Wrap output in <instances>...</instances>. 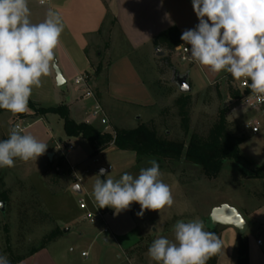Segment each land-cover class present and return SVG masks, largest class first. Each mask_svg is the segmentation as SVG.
<instances>
[{
	"label": "rangeland",
	"instance_id": "1",
	"mask_svg": "<svg viewBox=\"0 0 264 264\" xmlns=\"http://www.w3.org/2000/svg\"><path fill=\"white\" fill-rule=\"evenodd\" d=\"M94 49L95 54L98 52L101 55L100 59L94 58V65L101 66V73H104V69L112 59L121 55L117 50L110 52V44L106 39H102ZM160 50L163 52L162 56H158L157 52L148 55L145 50L144 54L141 52L127 54L140 72L141 80L150 91L153 103L143 107L132 102H109L106 98L102 100L100 104L113 130L133 129L139 124H147L155 127L160 136L169 140L186 139L175 104V100L181 93L174 79L176 75H183L190 70L189 63L181 61L180 55L175 51L169 53L163 49ZM165 56L170 58L172 68L167 67L161 60ZM105 80L104 76L89 80L90 90L94 95H101V99ZM224 81L205 92L197 93L200 91L201 78L195 75L193 70L191 71L189 79L191 103L188 109L190 133L206 136L209 129L217 122L219 110L224 107L227 108V130L244 133L249 137L244 129V123L257 115L243 112L239 106L240 102L230 100L228 84ZM232 86L236 88L237 83L233 82ZM58 90L62 93L65 91V89ZM29 114L30 117H36ZM21 121L22 119L11 112L1 113L0 140L7 139L9 130L15 125L28 123ZM24 132L32 134L48 146L52 142H57L58 139L67 145L76 143L75 152L87 156L80 166V172L76 170V174H79L81 179V194L71 190V185L77 182L66 162L58 173L48 166L45 159L40 164L38 160L25 162L16 159L14 167L0 168V203H3L4 210L3 213L0 212V254L9 258L6 253L9 246L14 255L22 256L32 247H38L42 239L51 231L59 229L61 236L64 230L69 229L62 239L54 241L52 251L58 255L63 249L69 251L73 249L74 251L67 255L81 262L79 253L86 249L91 238L85 235L80 237L78 228L86 226V223L82 221L83 211L79 209L78 201L82 199L89 210L92 209L91 204L96 203L92 192L96 180L99 179L96 176L97 170L99 168L107 170L108 166L111 167L104 180L108 178L118 180L125 172L135 177L138 176L141 168L150 167L149 161L154 158L145 157L137 160L131 152L117 150H106L102 154L90 157L91 149L87 143L80 138H67L63 131L62 120L54 114H48L41 124L33 125ZM65 149L66 145H62L60 153L54 160L57 161L61 156L64 158ZM240 152L251 160L253 163L251 168L239 169L232 161L225 160L221 172L215 179L205 177L198 166L185 161L158 162L161 171L160 179L170 186L174 204L159 211L145 210L144 215L138 217L140 205L133 202L128 210L114 214L120 220V228L129 233L133 231V222L148 230L147 237L135 249L126 252L128 264L150 262L152 259L148 256V248L156 238L163 236L175 242L173 226L178 220L202 219L205 213L206 219L203 220L205 230H213L217 233L220 226L210 228L208 217L211 207L221 201H229L240 213L244 212L241 207L248 210L256 208L250 216L242 215L248 226L247 235L253 240L258 239L264 243V181L252 177L254 168L264 165V134L249 138L241 144ZM242 172L245 174L243 175ZM99 209L103 212L108 211L109 207ZM38 212L47 213L52 222ZM129 216L132 221H128ZM150 227L157 233L153 238L151 235L149 237ZM96 228L99 230L100 226L96 225ZM95 242L96 246L103 245L102 239ZM262 249L264 250V245Z\"/></svg>",
	"mask_w": 264,
	"mask_h": 264
},
{
	"label": "clouds",
	"instance_id": "2",
	"mask_svg": "<svg viewBox=\"0 0 264 264\" xmlns=\"http://www.w3.org/2000/svg\"><path fill=\"white\" fill-rule=\"evenodd\" d=\"M192 6L199 23L181 35L190 45V50L185 48L189 59L213 73L243 79L251 96L264 101V0H192ZM64 27L60 13L51 7L37 23L32 20L29 0H0V109L13 114L29 111L33 89L57 67L56 50ZM57 82L63 79L57 76ZM47 148L14 126L8 138L0 140V168L14 167L16 159L36 161ZM149 164L135 177L125 172L118 180L97 179L92 195L99 208L120 213L135 202L140 205L137 216L142 217L145 210L171 207L174 198L170 186L160 179L159 163L153 159ZM107 175L101 168L96 176ZM71 188L79 190L81 184L73 183ZM173 228L175 242L161 236L148 248V256L158 264H207L223 247L201 219L178 220ZM0 264H10L6 255L0 254Z\"/></svg>",
	"mask_w": 264,
	"mask_h": 264
},
{
	"label": "crops",
	"instance_id": "3",
	"mask_svg": "<svg viewBox=\"0 0 264 264\" xmlns=\"http://www.w3.org/2000/svg\"><path fill=\"white\" fill-rule=\"evenodd\" d=\"M45 1L44 4H40V0H29L32 20L37 23L43 21L49 7L60 13L65 27L60 37V44L56 50L55 59L57 67L62 73L65 85L60 88L57 87L55 72L53 71L51 75L42 78V85L39 88L33 89L30 99L44 107L65 105L70 119L74 122L90 124L99 129H102V127L91 117L93 100L91 98H83L82 91L76 88L74 80L79 76H84L88 78V86L90 88V79L104 76L106 77V84H104V89L102 90V99L101 95H94L99 103L106 98L109 102H132L136 105L148 107L153 103L152 96L141 80V75L136 65L127 54H136L138 52L144 54L147 51L146 54L150 55L153 52H157L158 50L152 45V40L160 32L175 27L182 35L184 30L193 29L199 23L193 10L192 0ZM102 39H106L109 42L110 52L117 50L121 55L112 59V63L110 61L104 69V73L95 76L94 71L98 65H94V60L100 59L101 55L98 52L95 54L94 47ZM184 47L190 50V45L185 44ZM189 55L190 51L186 55L188 61L185 62L189 63L190 70L183 74L188 75V82L192 70L195 72V75L201 78L200 91L197 93L205 92L212 86L220 84L223 80L226 83V78L230 74L226 72L213 73L209 68L192 62L189 59ZM235 83H237L236 80ZM58 89H65V91L62 93ZM241 109L245 113L259 116L257 112H246L242 107ZM47 115L29 117L22 119L21 122H30L29 124L26 123L27 127L25 130L27 131L33 125L41 124ZM262 134H264V131L258 135H249L247 140ZM79 138L85 141L81 137L73 139ZM75 144V142L69 143V145L73 146V149L64 153V161L68 165V168L75 166L77 172H80V166L87 159V156L83 153H76L74 149ZM62 145H67V143L61 142L60 139L55 143L52 142L45 154L37 158L38 164L43 159L49 162L46 158V154L48 153L53 154L52 160H54L56 155L60 153ZM106 150L111 151L116 149L113 146H109L104 151ZM132 154L134 155V153ZM222 204H228L237 209L229 201H221L213 205L210 211ZM241 208L244 209L243 213L237 210L242 217L244 216L242 214L248 217L256 210V208L250 210L245 207ZM103 213L106 226L109 230L107 234L103 235L100 233L101 227H103L102 224H98L100 226L98 230L96 225H90L84 220L82 221L86 223V226L78 228L80 237L85 235L91 238L86 249L81 250L79 253V258L82 259L81 262L73 260L67 255V253H72L73 249L70 251L63 249L58 255H55L54 251H52V245H55L57 240L62 239L69 232L68 229L55 242L38 250L17 264H128L126 252L135 249L147 237L148 230L146 231L144 227L141 228L133 222L135 228L133 226V231L129 233V231L120 228V220L119 218L117 219V216L114 215L115 211L113 212L110 207L108 211L105 210ZM204 215L201 220L206 219ZM128 221H132L130 216ZM127 223L129 226V222ZM149 229H151L149 237L150 235L151 238L155 237L157 234L155 229L151 227ZM247 231L248 226L244 234L248 244V264H264V250L262 249L264 243L261 241V245H257L256 241L258 239L253 240L247 235ZM216 234L222 240L223 247L218 253L214 264H236V249L240 234L233 228L223 226H220ZM98 239H102V246H96L95 241ZM82 253L86 255L81 256ZM144 264H158V262L150 260V262Z\"/></svg>",
	"mask_w": 264,
	"mask_h": 264
},
{
	"label": "trees",
	"instance_id": "4",
	"mask_svg": "<svg viewBox=\"0 0 264 264\" xmlns=\"http://www.w3.org/2000/svg\"><path fill=\"white\" fill-rule=\"evenodd\" d=\"M152 45L157 50L163 49L171 53L177 48L185 46V42L181 40L179 31L175 27H171L155 36L152 40ZM161 60L167 67L172 68L168 56L163 57ZM101 71V66L98 65L95 68L94 75L98 76ZM86 80L88 82V78ZM233 82L235 80L231 75L226 78L228 95L230 100L239 102L243 95L248 94V91L240 92L237 87L233 88ZM190 100L189 94H180L175 100L180 126L186 138L182 140H169L162 137L158 134L155 127L147 124H139L133 129H114V135H112L93 125L74 122L70 119L65 105L44 107L31 99L29 100V111L15 115L19 119L30 117L29 113L36 117H42L47 114L57 115L62 120L65 136L67 138L81 137L84 139L91 149V156H96L109 146H113L118 151L134 153L137 160L149 157L156 159L157 162L162 160L185 161L198 166L205 177L213 179L221 172L225 160L232 161L239 169L251 168L252 162L240 152V146L247 140V136L244 133H234L227 130V108L223 107L219 110L217 122L209 129L206 136H201L189 131L188 109L191 103ZM3 112L9 111L0 109V114ZM64 162V158L61 156L57 161L51 160L47 164L53 168L55 173H58ZM254 169L252 177L264 181V166L255 167ZM242 174L244 175L245 173L242 172ZM38 213L52 222L47 213ZM212 232L214 231L212 230ZM59 237V229L51 231L42 239L38 247H32L22 256L14 255L8 246L6 249V253L9 255L8 260L10 264H17L38 250L45 248ZM217 255L212 256L207 261V264H214ZM236 264H248V244L245 235L239 236L236 249Z\"/></svg>",
	"mask_w": 264,
	"mask_h": 264
},
{
	"label": "built area",
	"instance_id": "5",
	"mask_svg": "<svg viewBox=\"0 0 264 264\" xmlns=\"http://www.w3.org/2000/svg\"><path fill=\"white\" fill-rule=\"evenodd\" d=\"M46 2V1H45ZM41 4V2H39ZM184 46L179 47L175 50L180 57L181 61H188L186 58V55L188 52L185 51ZM74 85L78 90L82 91L83 98H91L93 100V105L91 108V117L93 120L97 121L99 125L102 127L103 132L110 133L114 135V131L112 128H110L104 109L100 105V103L97 101V99L94 96V93L90 90L88 86V82L84 76H79L74 80ZM237 89L240 92H244L245 90L248 91V94L243 95L242 99L239 101V106L242 107L246 112H257L259 116H255L252 118H249L244 123V129L249 135H258L261 132L264 131V101H258L255 96H251V91L246 87L245 81L242 79L240 81H237ZM20 126L23 130L27 127V124L25 125H15ZM73 149L72 145H66L65 151H71ZM70 171L72 174H76V168L75 166H70ZM111 167H107V171H110ZM76 182L80 183L81 179L80 177H76V175L73 176ZM78 206L81 211H83L82 220L86 221L90 225H98L102 224L103 227L100 231L101 234H107L109 232L108 227L105 223V217L104 213L99 209V206L97 203H92V209L89 210L85 202L80 199L78 201ZM257 245H261V241H256ZM85 253H82L81 256H85Z\"/></svg>",
	"mask_w": 264,
	"mask_h": 264
},
{
	"label": "water",
	"instance_id": "6",
	"mask_svg": "<svg viewBox=\"0 0 264 264\" xmlns=\"http://www.w3.org/2000/svg\"><path fill=\"white\" fill-rule=\"evenodd\" d=\"M158 56H162L163 52L161 50L157 51ZM55 72V82L57 87H62L65 85V81L62 77V73L59 70L58 67L54 70ZM57 76L61 77L63 79V83L57 82ZM175 84L178 87V90L181 94H189L191 92V86L188 82V75H176L174 79ZM53 154L48 153L46 154L47 160L50 162L52 160ZM99 168L96 172V174L99 173ZM104 169V168H103ZM102 180L105 179V176L99 177ZM72 190V188H71ZM76 194H81V189L79 190H72ZM0 212L3 213V203H0ZM208 222L210 225V228H215L217 226H223V227H229L235 229L238 234L244 235L247 229V223L244 220V218L241 216V214L238 212V210L228 204H222L220 206L214 207L209 214ZM65 232L67 230H64Z\"/></svg>",
	"mask_w": 264,
	"mask_h": 264
}]
</instances>
